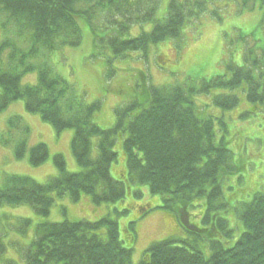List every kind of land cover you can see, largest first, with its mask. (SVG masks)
<instances>
[{
	"label": "trees",
	"instance_id": "trees-1",
	"mask_svg": "<svg viewBox=\"0 0 264 264\" xmlns=\"http://www.w3.org/2000/svg\"><path fill=\"white\" fill-rule=\"evenodd\" d=\"M137 1L142 0H0V31L6 34L0 39V113L11 102L22 99L27 111L39 114L58 132L75 130L72 150L81 166L80 171L69 172L63 155L57 154L55 163L60 174L46 182H37L26 175H8L0 185V205L29 204L47 215L55 199L65 195L72 201L90 195L97 204L114 203L126 198L127 178L147 186L151 194L163 195V208L174 211L182 206L179 216L171 213L177 221L188 212L194 198L203 196L206 203L201 221L212 224L206 227L208 230L219 228L228 237L227 243L235 231L241 232L230 245L205 239L212 250L209 257L187 241L171 238L157 241L146 251L141 264H264V192L241 204L237 211L234 209L232 222L237 221L236 230L232 231L229 227L232 222L227 219L211 217L222 206V203L215 205L217 200L222 199L227 209V200L234 199L233 195L224 197L222 184L238 172L234 159L241 144L235 146L238 148L235 151L224 138H217L215 116L208 114L207 104L197 99L200 94L207 98L216 87L228 89L229 94L214 95L211 101L224 109H237L245 92L248 101L254 104L250 112L257 113V105H264L261 38L243 51V65L228 67L232 71L229 78L217 74L185 85L158 86L144 82L127 103L115 108L114 123L109 128L96 121L100 102H87L49 62L55 51L81 43L83 23L94 34L95 45L106 44L116 56L127 51H142L147 56L152 45L184 39L191 20L204 15L211 3V0H169L164 16L159 18L155 17L159 4H151L143 14V10L133 11ZM230 1L240 13L253 11L258 2L264 25V0ZM103 12L113 18L105 21ZM214 14L218 15V11L214 10ZM133 19L134 23L151 20L152 29L123 38L122 33L132 24L127 21ZM94 21L96 25L110 26L106 28L109 31L101 34V27H95ZM157 62L162 66L166 63ZM110 70L108 67L107 78L113 76L114 71ZM32 72L37 73V82L23 83V77ZM20 122L19 116L9 118L8 130L0 133V144L13 143L17 159L28 155L29 163L40 165L48 157V146L38 143L29 148L25 137L29 127L19 125ZM220 123L225 129V122L220 119ZM14 129L20 131L16 133ZM118 144L126 156L127 176L117 179L111 169L118 159L114 149ZM25 222L30 224L31 220ZM98 225L106 226V238L95 232ZM206 228L200 226L196 232ZM120 231L117 220L108 217L96 223L70 219L42 223L26 251L27 264H130L133 249L123 244ZM130 237L127 233L126 238L132 240Z\"/></svg>",
	"mask_w": 264,
	"mask_h": 264
},
{
	"label": "rangeland",
	"instance_id": "rangeland-1",
	"mask_svg": "<svg viewBox=\"0 0 264 264\" xmlns=\"http://www.w3.org/2000/svg\"><path fill=\"white\" fill-rule=\"evenodd\" d=\"M168 2L169 0L137 1L133 11L143 10L144 14L151 4H159L158 9L155 10V17L160 18L164 16ZM214 10L218 11V15L214 14ZM236 11L237 8L230 0H211L207 12L198 19L191 20L184 31V39L181 41L172 39L152 45L147 56H144L142 51H127L122 56H116L106 44L100 42L95 45L94 34L88 25L83 23L84 36L81 43L78 46H68L55 51L50 54L49 62L55 71L73 84L87 102H100L101 107L96 121L102 127L109 128L114 123L115 108L119 104L127 103L135 95V90L142 89L144 82L158 86L185 85L200 82L202 78L208 79L217 74L229 78L232 75V71L228 68L230 65H243L245 57L243 51L247 50L257 38L264 41L263 11L259 3L257 2L253 11L245 10L242 13ZM107 15V12H103L105 21L113 18ZM114 17L121 19L119 16ZM96 23L94 21L95 27H101V34L109 31L106 28L110 26L103 23L96 25ZM127 23L132 24L128 26V31L122 33L123 38L138 36L143 31H150L153 26V22L147 19L141 23L140 21L134 23V19ZM243 36L248 37L244 40ZM5 37L6 34L0 31V39ZM157 60L160 63L165 60L166 63L163 66L158 65ZM108 67L110 71H114L110 78L106 77ZM37 80V73L32 72L26 74L22 82L35 83ZM229 93L228 89L216 87L207 98L200 94L197 99L207 104L208 114L215 116L217 138L219 140L224 138L228 147L235 151L238 150L235 146L241 144L239 145L241 151L235 152L234 159L238 172L224 185L222 184L224 197L233 195L234 199L227 200L229 205L227 209L222 199L217 200L215 205L222 203V206H219L214 214L211 213V217L217 215L220 221L227 219L232 222L241 204L249 203L255 195L264 192V108L257 113L250 112L249 109L254 104L248 101L245 92L237 109H224L211 101L214 95ZM200 107L203 109V104L200 103ZM13 116L20 117L19 125L23 123L29 127V133L25 135L28 147L45 143L49 154L42 164L34 166L29 163L28 155L22 159L15 157L13 143L0 144V185L3 179L11 174L26 175L40 183L57 177L60 174L59 167L55 163L57 154L63 155L67 171L81 170L72 150L75 130L66 129L58 132L53 125L43 121L39 114L27 111L25 101L19 99L11 102L0 113V133L8 130V120ZM220 119L225 122V129ZM220 128L224 131H220ZM14 130L16 133L20 131ZM114 149L118 152V159L113 162L111 173L117 179L121 176L126 177L127 162L123 147L118 144ZM125 184L132 193L128 189L123 201L97 204L90 195H83L79 201H72L68 195H65L55 199L47 215L39 213L29 204L0 205V264H27L26 251L37 237V228L45 222H62L65 219L83 220L89 223L100 222L106 217L117 220L121 227L120 236L124 241L123 244L133 249L130 264H141L151 244L164 239L187 241L200 248L209 257L212 250L205 239L211 241L216 239L225 245H230L241 234L238 229L230 239V243H227L228 237L219 228L215 231L206 228L198 233L196 230L192 231L191 228L175 221V217L170 214L176 212L179 216L182 206L174 211L167 207L163 208L161 207L164 204L163 195L151 194L147 186L130 182L127 178ZM191 203L189 213L193 214V217L197 216V219L192 218V220L200 222V225L205 227L212 226L211 223L204 224L201 221L206 203L203 196L194 198ZM150 205L159 208L146 213L140 209V207L149 209ZM238 218L240 220L239 216ZM25 219H30L31 223L27 224ZM175 222L178 226L174 224ZM236 223L237 221L232 222L229 227L236 230L238 227ZM98 227L95 232L106 238V226L98 225ZM127 233L134 236V239L126 238Z\"/></svg>",
	"mask_w": 264,
	"mask_h": 264
},
{
	"label": "flooded vegetation",
	"instance_id": "flooded-vegetation-1",
	"mask_svg": "<svg viewBox=\"0 0 264 264\" xmlns=\"http://www.w3.org/2000/svg\"><path fill=\"white\" fill-rule=\"evenodd\" d=\"M261 73L262 74H264V70L262 69V71H261ZM257 109H258V111L260 110H262V108H264V105L262 104V103H259L258 105H257ZM144 210H146L147 209V207H145V208H143ZM192 218H193V216H191V214L189 215V212H187V211H185V213L184 214H182L181 216H180V219L177 221V219L175 220V221H177V222H179L180 224H183V225H185V226H187V227H189V228H191V230H198V227H200L201 226V228H206V227H203L202 225H200V222L198 223V222H196V221H194V220H192ZM181 219H182V221H181ZM176 226H178L177 225V223L175 222L174 223ZM197 228V229H196ZM130 235V234H129ZM132 240L134 239V236L132 237H130ZM227 242H228V240H227Z\"/></svg>",
	"mask_w": 264,
	"mask_h": 264
}]
</instances>
